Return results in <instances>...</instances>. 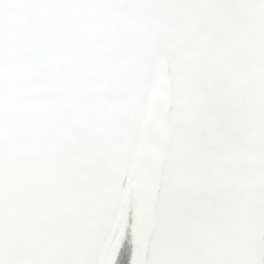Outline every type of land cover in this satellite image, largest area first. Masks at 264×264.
Returning <instances> with one entry per match:
<instances>
[{"label":"snow or ice","instance_id":"obj_1","mask_svg":"<svg viewBox=\"0 0 264 264\" xmlns=\"http://www.w3.org/2000/svg\"><path fill=\"white\" fill-rule=\"evenodd\" d=\"M0 264H264V0H0Z\"/></svg>","mask_w":264,"mask_h":264}]
</instances>
